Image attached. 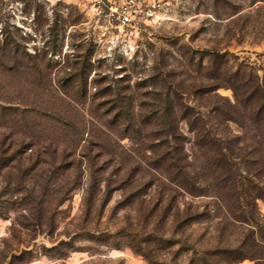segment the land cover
Masks as SVG:
<instances>
[{
	"label": "rangeland",
	"instance_id": "obj_1",
	"mask_svg": "<svg viewBox=\"0 0 264 264\" xmlns=\"http://www.w3.org/2000/svg\"><path fill=\"white\" fill-rule=\"evenodd\" d=\"M111 8L139 24L132 52L114 48ZM7 25L27 35L37 68L0 59V144L24 152L0 171V264H202L205 250L236 246L247 227L169 186L150 151L166 94L176 108L175 92L209 84L210 53L262 76L264 0H0ZM172 120L190 156L191 135ZM189 206L202 216L176 223Z\"/></svg>",
	"mask_w": 264,
	"mask_h": 264
},
{
	"label": "trees",
	"instance_id": "obj_2",
	"mask_svg": "<svg viewBox=\"0 0 264 264\" xmlns=\"http://www.w3.org/2000/svg\"><path fill=\"white\" fill-rule=\"evenodd\" d=\"M10 28L7 25L0 30V59L9 63L10 70H36L37 66L30 64L35 57L25 46L27 35L13 34ZM51 31L57 34L55 29ZM208 64L209 84L186 92L198 99L196 104H182L186 93L175 92V108L168 104L171 94H166L167 103L157 113L159 148L150 152L169 186L192 199H210L223 211L225 220L247 227L236 246L207 249L197 263L209 264L207 258L215 257L229 264L244 260L264 264V218L257 209L259 201L264 203V69L262 76L229 72L224 56L216 52L209 54ZM0 65L5 67L3 62ZM224 87L231 90L232 99L217 93ZM177 115L192 138L190 156L180 142L179 120H172ZM13 146L0 144V171L21 165L24 152H15ZM193 209L189 206L182 213L177 211L174 221L197 220L202 214Z\"/></svg>",
	"mask_w": 264,
	"mask_h": 264
},
{
	"label": "built area",
	"instance_id": "obj_3",
	"mask_svg": "<svg viewBox=\"0 0 264 264\" xmlns=\"http://www.w3.org/2000/svg\"><path fill=\"white\" fill-rule=\"evenodd\" d=\"M109 27L114 34V48L117 52H132L139 37V24L132 16V12L124 8L122 10H110Z\"/></svg>",
	"mask_w": 264,
	"mask_h": 264
}]
</instances>
